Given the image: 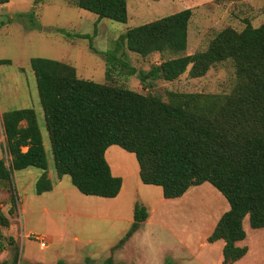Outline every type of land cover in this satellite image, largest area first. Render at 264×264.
I'll list each match as a JSON object with an SVG mask.
<instances>
[{"label":"trees","instance_id":"1","mask_svg":"<svg viewBox=\"0 0 264 264\" xmlns=\"http://www.w3.org/2000/svg\"><path fill=\"white\" fill-rule=\"evenodd\" d=\"M8 1L0 0V5ZM73 5L98 20L125 23L128 19L127 0H74ZM191 15L192 10L185 8L128 28L126 48L143 57L174 55L141 72L145 82L173 81L188 67V76L202 77L214 65L230 60L235 82L227 93L169 91L164 101L153 94L81 78L73 65L60 60L33 57L30 66L59 179L69 176L84 195L116 197L122 179L111 173L105 151L117 145L134 154L141 182L161 187L165 199L179 198L189 188L208 182L229 208L207 241H223L220 264H234L248 251L246 245H239L246 238L245 217L252 229L264 228V23L253 26L245 19L240 30L227 26L214 34L205 49L185 54ZM60 32L67 38L89 37ZM7 63L8 59H0V64ZM1 131L9 161L0 158V190L8 194L5 202L11 216L17 202L13 170L42 171L35 194L51 191L53 185L35 110L5 111ZM147 216L145 206L135 204L132 222L113 248L123 245ZM8 225L7 216L0 212V226ZM7 244L10 256L0 264H18L17 246L0 233V250ZM101 264L114 262L108 256Z\"/></svg>","mask_w":264,"mask_h":264},{"label":"rangeland","instance_id":"2","mask_svg":"<svg viewBox=\"0 0 264 264\" xmlns=\"http://www.w3.org/2000/svg\"><path fill=\"white\" fill-rule=\"evenodd\" d=\"M73 2L9 0L0 5V57L9 61L0 70V96L5 95L9 108L35 110L45 135L47 174L53 185L51 191L35 194L42 171L35 167L13 170L16 211L8 215L9 205L2 202L0 212L12 225L0 226L1 235L17 246L18 264H101L108 256L114 264H220L223 241L209 243L207 236L229 204L210 183L193 186L179 198L165 199L161 187L141 182L134 154L117 145L105 151L111 173L122 179L116 197L84 195L69 176L57 177L30 59L60 60L73 65L81 78L153 94L164 101L169 91L227 93L235 82L230 60L214 65L202 77L188 76V67L173 81H142L141 72L174 55L143 57L131 52L125 32L190 8L184 53L191 54L205 49L214 34L227 26L240 30L245 19L255 26L264 23V0H127L125 23L98 20ZM61 29L89 37L67 38ZM135 204L145 206L148 216L123 245L113 248L130 226ZM243 227L246 238L240 245L248 251L234 264H264V228L252 229L248 217ZM35 234L43 236L44 245ZM9 246L0 250V261L10 256Z\"/></svg>","mask_w":264,"mask_h":264},{"label":"crops","instance_id":"3","mask_svg":"<svg viewBox=\"0 0 264 264\" xmlns=\"http://www.w3.org/2000/svg\"><path fill=\"white\" fill-rule=\"evenodd\" d=\"M261 13H262V9H261ZM260 17V16H259ZM251 22V21H250ZM252 23V22H251ZM262 24V23H260ZM259 24V25H260ZM253 25V24H252ZM259 25H256V26H259ZM255 26V25H253ZM0 59H6V58H2L0 57ZM11 61V60H10ZM6 64H0V70H1V67L4 66ZM7 99L5 97V95L3 94L2 96H0V158L4 157L6 158L7 160V163H8V159L9 157L6 155L5 153V149H4V136H3V133L1 131V116H2V113H4L5 111H9V110H12V109H17V108H9V106H7ZM22 124H24V121H22ZM39 126V125H38ZM40 129V132H41V136H42V141H43V145H44V138H45V135L42 133V130L41 128L39 127ZM45 148V147H44ZM48 175V174H47ZM49 178V177H48ZM12 179H13V172H12ZM50 179V178H49ZM16 190V189H15ZM17 194V193H16ZM8 194L7 192L5 191H2L0 190V211L2 212V202L6 200ZM12 224H10V227H11ZM239 245H240V242H239ZM223 246V245H222ZM239 261V260H238ZM236 263V262H235Z\"/></svg>","mask_w":264,"mask_h":264},{"label":"built area","instance_id":"4","mask_svg":"<svg viewBox=\"0 0 264 264\" xmlns=\"http://www.w3.org/2000/svg\"><path fill=\"white\" fill-rule=\"evenodd\" d=\"M34 238L36 239V240H39L41 243H40V245L42 246V245H44V243H43V236H41V235H39V234H35L34 235Z\"/></svg>","mask_w":264,"mask_h":264}]
</instances>
